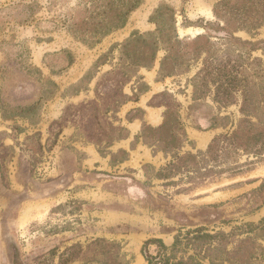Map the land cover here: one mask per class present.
Here are the masks:
<instances>
[{
	"label": "rangeland",
	"instance_id": "374dc122",
	"mask_svg": "<svg viewBox=\"0 0 264 264\" xmlns=\"http://www.w3.org/2000/svg\"><path fill=\"white\" fill-rule=\"evenodd\" d=\"M221 1L145 0L94 44L71 32L84 0H0V264H149L177 238L168 264H264V25L219 21ZM163 3L187 39L173 76ZM135 33L160 45L151 67L125 55Z\"/></svg>",
	"mask_w": 264,
	"mask_h": 264
},
{
	"label": "trees",
	"instance_id": "16d2710c",
	"mask_svg": "<svg viewBox=\"0 0 264 264\" xmlns=\"http://www.w3.org/2000/svg\"><path fill=\"white\" fill-rule=\"evenodd\" d=\"M144 2L145 0H84L86 14L78 22L72 24V35L75 37V39H78V41L86 42L87 39L85 36H87L89 39H94V44L100 43L102 39L109 36L111 33L125 27L132 12L140 8ZM214 14L219 21H224L225 23H227L226 21L228 20V17L226 16L228 14H235L240 22L238 23V26H236V30H246L248 32H253L264 25V0H244L242 4H238L237 2L233 3L232 0H223L215 5ZM150 20L151 22L157 24V30L159 34L165 32L167 36V41L165 42V46L163 44V48L167 50L168 54L161 61L160 71L164 73L165 76H173L178 73V70L176 69V65L170 67V62L174 59V57L180 58V56L178 57L176 54H173L172 45L182 44L187 41V39L181 38L178 33L175 9L163 3L155 9ZM167 25L168 27H166ZM149 37H153V33H135L125 43V55L129 57L130 54L135 56V59L131 57L132 62L130 65L132 67L134 66L136 68H141L151 67L154 65L158 51L161 48L160 45H158L157 40L151 39ZM134 42H140L143 44L141 48L136 50V52H133L132 49V43ZM166 43H168V45H166ZM262 49L264 50V46ZM206 62H208L207 59ZM131 77H134V74L131 75L130 78ZM248 101L249 97L247 95L244 98V105L248 104ZM260 103H264V97L260 99ZM242 111L245 113L244 115L248 122H251V114L246 113L244 108ZM147 128L151 130H159L160 128L162 129V127L153 128L151 126H148ZM124 130L125 129L123 127H120V131ZM184 135L186 137V133H184ZM238 135V130H235L232 133H226L225 135L221 136L222 138L215 137L212 140L207 153L212 155L214 145L223 138L224 140H228L231 145L234 144ZM172 137L176 138V135L173 133ZM256 141L258 142L260 149L264 148V131L259 133L258 137H256ZM250 143H246L247 145H239L237 149L251 151L252 149L249 147ZM181 146L182 143H180L177 148ZM201 155L205 156L206 153ZM199 236L204 235H197L195 238ZM178 241L179 239L177 238L172 248H169L162 242L160 244L157 256H147V261L149 264H152L153 260L157 258L159 259V262H162V264H168L171 259V254L168 251L169 249H176ZM188 259L194 260V257L189 256ZM183 263L184 260H179L173 264Z\"/></svg>",
	"mask_w": 264,
	"mask_h": 264
},
{
	"label": "crops",
	"instance_id": "0c3cea01",
	"mask_svg": "<svg viewBox=\"0 0 264 264\" xmlns=\"http://www.w3.org/2000/svg\"><path fill=\"white\" fill-rule=\"evenodd\" d=\"M153 120H155V123H158V117H155L154 116V119H152L151 120V123L153 122ZM152 124H154V123H152ZM214 134H215V132L214 131H208V132H206V136H207V138L209 139V140H211L210 138H212L213 136H214Z\"/></svg>",
	"mask_w": 264,
	"mask_h": 264
}]
</instances>
